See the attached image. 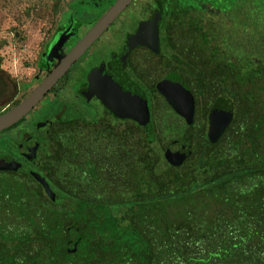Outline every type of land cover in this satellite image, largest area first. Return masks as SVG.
<instances>
[{"label":"trees","instance_id":"obj_1","mask_svg":"<svg viewBox=\"0 0 264 264\" xmlns=\"http://www.w3.org/2000/svg\"><path fill=\"white\" fill-rule=\"evenodd\" d=\"M111 1L72 3L102 14ZM162 1L160 72L180 75L195 99L177 131L190 155H166L176 137L150 93L141 119L96 100L92 114L61 104L30 166L0 156L16 164L0 169V264H264V16L250 0ZM75 13L39 69L78 35ZM153 70L141 69L147 85ZM218 97L234 108L221 131L209 120Z\"/></svg>","mask_w":264,"mask_h":264},{"label":"rangeland","instance_id":"obj_2","mask_svg":"<svg viewBox=\"0 0 264 264\" xmlns=\"http://www.w3.org/2000/svg\"><path fill=\"white\" fill-rule=\"evenodd\" d=\"M72 1L0 0V67L11 83L8 92H6L5 100L0 105V111L12 107L23 99L52 67L41 70L38 67V61L47 44L54 38L58 28L70 18V13L76 12L77 19H82L84 22L79 29V35L84 34L89 29L88 24L93 23L91 21L97 18L95 9L83 6V11L80 12L82 7L77 6ZM148 1L150 0H134L130 8L124 10L117 17L112 27V50H118L122 46L126 34L129 33L127 31L135 26L140 18L141 8ZM249 4L252 7L256 5L253 7L254 11H260L259 14L264 16L263 5H257L256 1L254 3L253 0H250ZM199 12L205 17L208 16L206 11ZM109 37L110 33H105L98 41L99 43L89 48L70 68L66 77L55 85L51 92L33 108V111L27 115L22 124L1 132L0 143L4 139L19 138L21 131L31 130L30 122L32 120L49 117L63 103H73L87 114H92L96 108H101L82 98L79 90L86 81L85 77L89 68L109 56L110 48L107 43ZM78 39L72 37L67 43L65 42L66 44L61 48V53L69 50ZM57 60L55 59L54 63ZM155 98L160 102L157 115L160 117L167 115L168 123L173 128V133H170L168 137L179 136L177 131L186 126L185 120L173 109L168 108L165 101L156 93ZM200 120L198 118L196 124L200 123ZM0 152H3L1 147ZM26 178L20 176V180ZM61 202L65 201H59V203ZM10 223H13L11 218Z\"/></svg>","mask_w":264,"mask_h":264},{"label":"water","instance_id":"obj_3","mask_svg":"<svg viewBox=\"0 0 264 264\" xmlns=\"http://www.w3.org/2000/svg\"><path fill=\"white\" fill-rule=\"evenodd\" d=\"M131 1L114 0L65 53H61L65 39L57 42L52 51L54 55L60 51L57 62L52 65L47 74L23 99L0 113V131L12 126L30 112L51 91L58 81L66 75L72 65L80 59ZM159 16L160 14L157 12L150 20L146 21L145 25H147L148 32L143 34L137 33V37L146 39L145 44L149 45L156 52L159 48L157 32ZM131 38L132 40L135 39L133 36ZM126 49H129V46H126ZM106 85V88L102 92L104 91L107 94L108 99H106V102L110 107L112 105L119 112L137 119L143 118L148 113L147 99L141 95V89L131 80L117 78L111 81L108 80ZM156 87L164 94L167 102L183 117L185 122H190L194 118V95L180 75L175 72H169L163 79L157 82ZM233 110V103L227 97H218L216 99L211 109L209 120L217 131H221L231 121ZM176 148L178 151L175 150ZM191 151V141L186 137L178 136L173 139L165 153L170 159L183 160L190 155ZM0 169H16V164L10 158H1Z\"/></svg>","mask_w":264,"mask_h":264},{"label":"flooded vegetation","instance_id":"obj_4","mask_svg":"<svg viewBox=\"0 0 264 264\" xmlns=\"http://www.w3.org/2000/svg\"><path fill=\"white\" fill-rule=\"evenodd\" d=\"M133 1L134 0H132L131 3L124 10L129 9ZM113 2L114 0L110 2L109 6ZM162 2H163L162 0H150L148 1V3L144 4V6L141 8L139 20L137 21V23L132 29L127 31L129 33L126 34L125 41L118 50H115V51L112 50V27L114 26V23L117 17L124 10L116 17V19L108 26V28H106V30L100 35V37H98V39L89 47L91 48L96 43H99L98 41L101 39V37L105 33H110V37L107 40V43L110 48L109 56L104 60H100L97 63V65H94L89 68V72L85 77L86 81L79 90L82 98H84L86 101L96 100L99 103L101 102L102 106H105L107 104L106 99H108V97L104 91L102 92V90L106 88L107 86L106 84L108 80L111 81L117 78L119 79L123 78V79H129L134 84H136L141 89V95L145 96L147 100H149V93L152 96H155V93H156L159 96H161L163 99H166L164 94L160 92L156 87L157 82L163 79L167 75V74L160 73V68H162V65H160V63H162V59H161V52H162L161 51L162 50L161 36L162 35L160 32H165V29L163 27L164 22L162 19V11H163ZM157 12L160 14V16L157 21L159 48H158V51L156 52L149 45L145 44V41H147L146 39H144L143 37H140V38L137 37V33L140 32V34H143L145 32H148L147 27H146L147 25H145V23L146 21L150 20L154 16V14ZM96 14H97V18L91 21L93 23L103 13L98 14V12L96 11ZM93 23H90V24L87 23L89 25L88 28H90ZM65 24H62L56 32H59L60 31L59 29ZM79 29H78V35L76 36V38H79L83 35V34L79 35ZM132 36L135 37L134 40H132L131 38ZM126 46H129V49H126ZM148 58H151L152 60L148 61ZM75 63L73 65H75ZM148 65L154 66L156 68V70L152 71L153 81L151 82L150 85H147L145 83L149 76H145V74L141 71L142 68ZM68 73L69 71L66 74ZM65 77L66 75H64V77H62L58 81L57 84H59V82H61V80H63ZM10 85L11 83L8 80L7 75L3 72V70L0 67V105L2 101L5 100V95H6V92H8V87ZM5 109L1 110L0 113L3 112ZM111 110H112V105H111ZM32 111L33 109L30 112ZM30 112H28L24 117H22L18 122H16L12 126L0 131V133L13 129L19 126L20 124H22L26 120V117ZM109 112L112 114V111H109ZM176 113L180 115L178 112ZM51 116L52 115H50L49 117H45L44 119L42 118V119L32 120L30 122L31 130L25 129L21 131L19 138L17 139L2 140L0 143V147L3 149V152H0V156H7L16 162L25 164L26 166H30L31 164L30 158H32L35 154L37 155L39 153L41 149V140L44 138V136L50 133L51 123L49 122L44 125L43 122H45V120L52 119ZM36 146L37 148L34 150V147ZM175 150L178 151L177 148ZM1 171L7 176L17 179L18 181L20 180L21 174L19 173L18 170L16 171L15 170L14 171L1 170Z\"/></svg>","mask_w":264,"mask_h":264}]
</instances>
